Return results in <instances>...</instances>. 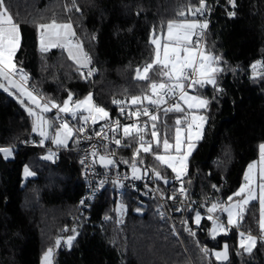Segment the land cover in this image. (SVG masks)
Wrapping results in <instances>:
<instances>
[{"label":"trees","instance_id":"obj_1","mask_svg":"<svg viewBox=\"0 0 264 264\" xmlns=\"http://www.w3.org/2000/svg\"><path fill=\"white\" fill-rule=\"evenodd\" d=\"M76 3L80 12L65 11V5L71 7V0H6L14 22L20 26L21 48L15 60L29 74L31 87L45 100L62 105L69 93L74 100L92 93L94 103L108 111L110 118L117 116L121 107H137L130 104L131 98L149 94L151 81L160 80L158 69L150 73V81L136 79V69L154 58L155 47L150 43L153 29L162 35L168 21L190 16L180 17L179 12L199 6V0ZM206 5L207 11L198 16L209 25L203 46L221 57L224 72L215 87L207 85L192 92L210 103L199 110L208 118L204 135L189 157L187 175L182 178L187 196L179 193L181 181L173 180L171 169L155 158L162 151V143L135 158L137 165L147 170V178L158 194L175 195L177 203L168 205L171 220L159 217L158 200L155 195L146 196L150 190L143 184L127 185L118 196L109 183L98 190L89 207L93 221L108 217L102 224L103 231L89 224L73 231L72 220L84 189L82 163L73 150L79 145L78 139L67 147H58L62 150L52 160L44 159L43 150L31 146L39 139L32 132L33 118L17 99L0 90V147L15 148L11 158L0 154V264H41L48 248L54 249L53 264H264V241L258 240L253 252L245 253L239 246L237 230L213 238V221L201 210H190L179 203H227L243 184L248 165L258 158L259 145L264 143V79H253L251 69L253 63L264 61V0H236L235 8L227 0H206ZM231 11L236 15L228 16ZM53 16L58 22L70 19L84 50L93 59V82L81 80L64 50L40 51L36 23L49 22ZM257 71L264 72V67ZM113 100L125 103L114 104ZM142 106L155 107L146 101ZM157 114L161 139L167 135L173 142L175 121L184 114L165 113L163 109ZM47 115L53 117V111ZM79 120L75 118L77 123ZM119 138L118 148L105 146L99 153L116 158L118 169L127 173L139 146L138 137H125L119 131ZM144 139L152 141L150 127ZM25 165L35 175L26 177ZM153 169L169 182L157 179ZM196 212L201 215L200 225L194 222ZM215 213L225 218V213ZM259 218L258 202L252 201L239 227L260 232ZM186 228L196 235H190ZM79 231L81 236L70 248L63 242L55 246L58 237ZM225 244L229 246V259L217 260L212 253ZM204 247L209 250L207 256L201 252Z\"/></svg>","mask_w":264,"mask_h":264},{"label":"snow or ice","instance_id":"obj_2","mask_svg":"<svg viewBox=\"0 0 264 264\" xmlns=\"http://www.w3.org/2000/svg\"><path fill=\"white\" fill-rule=\"evenodd\" d=\"M227 2L233 8L236 7V0H227ZM73 9L80 12L76 0H71V7L65 5V11L72 12ZM206 11V0H199L198 7L189 6L187 13L185 11L178 13L180 17L190 14L192 19L168 21L166 34L157 35L156 30L153 29L150 43L155 46L154 58L143 69H136V79L150 81V73L156 72L158 69L160 80L159 82L151 81L149 84L151 94H145L142 97L133 96L131 98L130 104L137 106V111L128 113L130 116L137 118V120L140 116L148 117L151 124L149 125L146 121L143 125L133 123L123 127V135L125 137H138L137 143L139 146L133 154L131 165L132 179H143L142 175H138L141 170L137 167L135 158L139 156L141 151L144 153L152 152L154 144L159 147L162 143L164 154H157L155 158L171 169L175 174L176 180L181 181L178 191L184 196H187V190L184 187L182 178L187 175L189 157L196 149L197 143L203 138L204 127L208 119L205 115L198 113L199 110L206 109L210 103L200 95L191 93L197 88H204L207 85L215 87L218 76L224 72V68L220 66L222 63L221 57L214 55L207 50L206 46H203V36L209 25L207 20L201 22L196 17L203 16ZM227 14L230 17L236 15L234 11ZM36 28L39 35V48L42 53H47L52 49H62L67 52L68 59L72 60L76 65L77 72L82 79L86 80L94 74L96 70L91 68L92 58L84 50L83 42L77 38L70 19L68 22H58L56 17L53 16L49 22L36 23ZM20 48V26L14 22L13 15L9 12V8L6 5V0H0V89L16 95V92L11 91L15 89L34 106L25 105V101L17 96L19 102L25 105L28 114L33 117L32 131L38 133L41 137L39 142L41 146L44 145L46 140H51L53 144L59 147H67L70 139L87 131L84 126L74 129L70 126L68 120H61L59 125L55 126L54 134H50V129H53L55 122L46 119L44 114L52 109H57V119H60V113L71 115L74 119L79 116L84 125L88 124L89 121L95 125L98 121L110 119L108 111L94 103L92 93H89L81 100H74L73 94L69 93L62 105L54 101L44 100L36 95L34 90H30L27 87L29 76L24 72L23 68L18 66L15 60ZM258 67H264V61H257L251 65L252 78L264 79V72L257 71ZM85 70H87L86 73ZM220 90L217 88V91ZM169 100H174L175 102L168 107H163L165 113L174 111L184 114L182 118L178 117L175 121L174 143L169 142L167 135H164L163 139H161V134L157 131L158 114L150 112L148 107H141L147 101L149 105H154L159 110L162 106L168 105ZM113 103L122 105L125 102L113 100ZM120 110L122 113L124 112L123 107ZM83 113H87V115ZM108 126L107 124L101 125V130L96 132L95 136L107 139L104 129ZM149 127L151 128L152 141H145L144 134ZM119 128V121H116L115 125L111 127V131L115 133L119 131ZM85 139H91V137L85 136ZM113 141L116 145L121 144V141L114 137ZM77 142L79 141L77 140ZM14 151L15 148L13 146L0 147V154L5 159L11 157ZM54 155L55 153L50 152L44 159L51 160ZM97 155L95 146H93V158L95 159ZM99 161L105 167L114 166L116 163L108 155H99ZM81 163L83 164L84 161L82 160ZM124 163H128V161H124ZM144 174H147V170H145ZM153 174L157 179L164 180L165 184L169 182L155 169H153ZM24 175L28 177L35 175V173L25 165ZM244 181L238 191L228 197L226 204L213 203L207 210L210 214L207 218L213 221L211 230L213 238L219 233L227 234L233 227H239L250 203L258 200L260 204V237L258 238L251 233H239L241 237L240 248L243 249V252L251 254L257 246L258 239L264 241V143L259 145L258 161H253L248 165L244 174ZM100 183L103 185L105 181ZM113 183L122 186L119 180L113 181ZM213 187L215 188L216 186L213 185ZM170 198L175 199V195ZM80 203L83 205L85 201L82 199ZM217 210L227 214V225L221 222L219 217L211 215ZM177 211H180V209H177ZM194 222L196 225H200L201 215L199 212H196ZM184 223L187 222L185 221ZM185 230L192 236L196 235L190 228ZM73 231L75 230L73 229ZM75 238V236H68L64 240V238L58 237L55 240V246L59 247L63 242L70 248ZM228 247L225 244L222 251L212 254L215 255L217 260L227 261L229 259ZM201 252L206 256L209 255V250L206 247L201 248ZM53 256L54 249L48 248L43 254L41 264H53Z\"/></svg>","mask_w":264,"mask_h":264},{"label":"built area","instance_id":"obj_3","mask_svg":"<svg viewBox=\"0 0 264 264\" xmlns=\"http://www.w3.org/2000/svg\"><path fill=\"white\" fill-rule=\"evenodd\" d=\"M205 33H206V30H205ZM205 33L203 36V41H204ZM91 68H94L93 59H92ZM86 71L87 70H85V73H86ZM24 72L29 76V74L25 70H24ZM94 76H95V72L90 78H88L86 80L81 78V80L85 83L93 82ZM17 79H18V77H17ZM30 82H31V80H30V76H29L27 87L30 90H34L31 87ZM34 92L36 95L40 96L35 90H34ZM173 102H175V101L169 100L168 105L162 106L161 109H163V107L170 106L171 103H173ZM142 107H148L149 111L152 112L153 114H157L161 110V109H159V110L156 109V107H150V106H142ZM52 111L57 114V109H52ZM130 111L131 112L137 111V107H134L131 109H124L123 113L120 110V112L117 116H114L108 120L99 121L95 125H93L91 123V121H89L88 124H86V125H84L83 122L77 123L73 117H71L67 114H64V113L59 114V116H60L59 122H61V120H68L70 126H72L74 129H78L81 126H84L87 129V131L85 133L78 134L77 136H75L79 141V145L76 149H73L79 153L80 160L84 161V163L82 164V169H83L82 182L84 184V189H83V193L79 199V209L75 213L73 220H72V223H73L71 226L72 229L77 227V229L80 230L82 225L89 224V225L98 226L100 228V231H103L102 224L107 220L106 216H101L98 221H93V219L91 217V213L89 211V209H90L89 207H90L91 202L94 200L95 195L98 192V190H100L101 188H103L104 186H106L109 183H112L114 185V190L118 196H121L123 194L124 187L127 185H133L134 186V185L139 184V183L143 184L144 186H146L150 190V192L146 196L155 195L157 200H158L159 207H158L157 212H158L159 217L161 219L171 220L168 205L177 203V201L175 199H171L170 198L171 196L165 197L164 195L158 194L156 191V188L151 184V182L147 178V175L143 179L134 180V179H132V176H130L128 173L122 172L118 169V162H117L116 158H114L113 156H110V157L116 161L115 165L114 166H107V167H103V166L99 165L96 162L97 157L94 159L92 156L93 146H95V149H96L98 154H100L99 152L101 151L102 147L110 146L112 148H118L120 146V145H116L113 141V137L115 139L120 140L119 131H117L115 133H113L111 131V127L115 125L116 121H119V125L121 126V125H129V124H133V123L141 125V124H144L146 121L149 120L148 117H145V116H140L139 119L137 120V118L132 117L128 114ZM104 124L109 125L108 127H106L104 129V131L108 137L107 139L98 138L95 136V133L100 131L101 125H104ZM85 136L91 137V139H85ZM39 142H40V140L38 139V140L34 141L31 144V146H36L38 148H41L43 150V156L44 157L49 155L50 152L55 153V155H54V157H55L57 155V153L62 150L61 148H57V147L50 146L47 144H44L43 146H41ZM144 170H146V169H144ZM125 177H127V178H125ZM116 180H119L120 185H122V186H118L117 184L113 183V181H116ZM173 180L176 181L175 175L173 177ZM101 181H105V183L103 185H101V183H100ZM82 199L85 201V203L83 205L80 203V201ZM179 203L186 205L188 207V209H190V210L197 208V209L201 210L202 212H204L207 216H209L210 214L207 211L208 208L211 207V205L213 203H217V202H216V200H213V202L210 205L196 204V203L191 202V201H180ZM222 204H226V202H223ZM211 215H213L214 217H219L220 221L223 222L225 225H227V219L224 218L223 216L219 215L218 213H213ZM172 226H173V224H172ZM232 229L237 230L239 233L240 232H244L246 234L251 233L252 235L257 236L258 238L261 235L260 232H253L250 230L242 229L240 227H233ZM78 235L81 236V231L77 232L76 234L75 233L74 234L67 233L63 236V238L67 239L68 236L77 237ZM189 263L192 264L191 261H189Z\"/></svg>","mask_w":264,"mask_h":264},{"label":"crops","instance_id":"obj_4","mask_svg":"<svg viewBox=\"0 0 264 264\" xmlns=\"http://www.w3.org/2000/svg\"><path fill=\"white\" fill-rule=\"evenodd\" d=\"M201 19V18H200ZM63 22H68V21H63ZM165 34V33H164ZM66 52V51H65ZM67 53V52H66ZM0 90H2V91H4L3 89H0ZM11 91H14V92H16V95H12L15 99H17V96H19L20 97V99H23L24 101H25V105H27V106H32V107H34L33 105H31V103H30V101H28L27 100V98L26 97H24V96H22V95H20V93L17 91V90H15V89H12ZM6 92V91H5ZM8 94H10V92H7ZM18 100V99H17ZM19 101V100H18ZM25 105H23L24 106V108H25ZM25 110H26V108H25ZM28 113V112H27ZM68 115V114H67ZM44 116H45V118L47 119H50V120H53L55 123H54V126H53V129H50V134H54V129H55V126H57V124H58V122H59V119H57L56 118V113H54L53 112V117H50V116H48L47 115V113H45L44 114ZM69 116H71V115H69ZM72 117V116H71ZM77 117H79V116H77ZM33 118V117H32ZM80 122H82L81 120H79ZM121 131H123V129L121 128ZM33 132V131H32ZM34 133V132H33ZM38 138H39V140H41V137L39 136V134L38 133H34ZM69 143V142H68ZM44 144H48V145H51V146H54V147H59V146H57V145H54L52 142H51V140H46L45 141V143ZM100 155H105V154H100ZM12 157V156H11ZM11 157H9V158H11ZM8 159V158H7ZM96 162L99 164V165H101V166H103L100 162H99V158H98V156H97V158H96ZM103 167H105V166H103ZM225 218L227 219V214L225 213Z\"/></svg>","mask_w":264,"mask_h":264},{"label":"rangeland","instance_id":"obj_5","mask_svg":"<svg viewBox=\"0 0 264 264\" xmlns=\"http://www.w3.org/2000/svg\"><path fill=\"white\" fill-rule=\"evenodd\" d=\"M186 19H192V17H191V15L189 16V18H186ZM196 19H199L201 22H203V21H205L204 19H200V18H198V17H196ZM165 34H166V31H165ZM155 47V46H154ZM145 67V66H144ZM144 67H142L141 69H143ZM37 92V91H36ZM38 93V92H37ZM39 94V93H38ZM149 94H151V93H149ZM192 94V93H191ZM40 95V94H39ZM42 98H43V96L42 95H40ZM203 98V97H202ZM44 99V98H43ZM45 100V99H44ZM147 102V101H146ZM186 107V106H185ZM84 115H87V113H83ZM198 114H200V115H202L200 112L198 113ZM48 119V118H47ZM48 120H50V119H48ZM50 121H53V120H50ZM59 123L60 122H58V124L57 125H59ZM125 126V125H124ZM124 126H122V129H123V127ZM174 134H175V131H174ZM74 139H76V137L74 136L72 139H70L69 140V142L70 141H73L74 142ZM170 143H174V139H173V142H170ZM55 145V144H54ZM158 154H164V151H163V147H162V151L160 152V153H158ZM99 155L100 154H98V158H99ZM255 161H258V158L255 160ZM100 162V161H99ZM137 167L141 170L139 173H138V175H142L143 176V178L147 175H145L144 174V172H145V170H144V168H142V167H140L139 165H137ZM130 176H132V170H131V167H130V169H129V171L127 172ZM258 178V177H257ZM245 181H243V183H244ZM255 201H257L258 202V205H259V214H260V204H259V201L258 200H255ZM261 233V232H260ZM224 248V247H223ZM223 248L221 249V250H219V251H222L223 250ZM221 261V260H220Z\"/></svg>","mask_w":264,"mask_h":264},{"label":"bare ground","instance_id":"obj_6","mask_svg":"<svg viewBox=\"0 0 264 264\" xmlns=\"http://www.w3.org/2000/svg\"><path fill=\"white\" fill-rule=\"evenodd\" d=\"M122 126H124V125H121V126H120V128H119V131H120V132H123V131H121Z\"/></svg>","mask_w":264,"mask_h":264}]
</instances>
